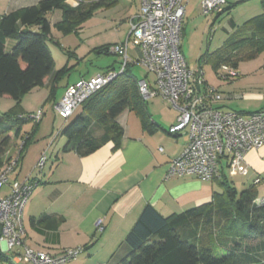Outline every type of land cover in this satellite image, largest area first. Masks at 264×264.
I'll return each mask as SVG.
<instances>
[{"label":"crops","instance_id":"1","mask_svg":"<svg viewBox=\"0 0 264 264\" xmlns=\"http://www.w3.org/2000/svg\"><path fill=\"white\" fill-rule=\"evenodd\" d=\"M42 1L46 0H0V15L36 6ZM83 1L84 5L101 4L92 15L97 17L101 13L97 17L98 22L118 23L116 39L113 42L102 41L93 46L91 51L127 40L129 21L138 13L139 6L132 13L129 6L124 4L125 0ZM110 11L113 12L110 17L102 14ZM46 17L51 25L49 40L53 42L56 37L52 30H56L55 25L62 21V11L55 9ZM98 22L97 27L100 24ZM54 44L61 47L58 41H54ZM12 45L9 40L6 41V48ZM64 54L68 57L67 52ZM72 54V57L78 56L76 48ZM259 57L263 59L260 65L244 68L245 63L242 62L236 70L238 77L225 80V83L219 82L215 88L223 95V99L213 103L214 108L243 115L264 110V52L255 59ZM117 68L110 65L92 74L88 71L85 75L78 73L73 81L69 80V75L64 77L58 83V90L62 92L58 98L56 92L55 102H59L67 86L76 81ZM47 85L48 82L43 88L48 91ZM155 98L160 97L149 99ZM22 109L29 114L24 107ZM146 110L149 115L147 128H142L137 116L129 110L117 117V123L124 131L117 150H112V143H106L95 152L80 157L74 151L63 153L64 138L58 147L53 148L48 143L49 138L46 139L49 133L38 140L34 138L33 142L37 140L36 143L25 150L18 170L10 178V181H28L35 185L23 213V241L26 247L54 256L60 255L64 249L79 247L83 252L74 264H117L130 252L124 239L146 205L167 217L211 202L217 190L213 180L205 182L193 177L166 176L168 163L188 143L186 132L175 136L167 132L176 122L178 110L162 100L151 104V107L146 103ZM44 116L45 111L41 113L38 123V138V134L43 132ZM42 154L44 164L38 169L36 165ZM5 155L11 156L8 152ZM243 165V174L231 172L224 159L220 161L219 168L225 167L224 173L228 171V176L225 173L226 178L238 191L254 186L258 197H263L259 193L264 191V145L248 151L244 155ZM236 178L239 179L238 184ZM256 179L258 183H254ZM8 192L9 186L2 189V193Z\"/></svg>","mask_w":264,"mask_h":264},{"label":"trees","instance_id":"2","mask_svg":"<svg viewBox=\"0 0 264 264\" xmlns=\"http://www.w3.org/2000/svg\"><path fill=\"white\" fill-rule=\"evenodd\" d=\"M100 6L92 3L70 8L64 0H46L0 15V99L15 102L0 116V134L4 135L0 140V167L11 159L5 154L12 134L16 140H24L18 153L20 163L38 132L40 120L33 121L31 133L21 134V125L29 121L21 107L24 96L48 82L46 103L52 108L58 83L74 69L64 66L54 70L47 46L51 25L46 15L55 9L61 10L62 21L55 25L56 30L63 35L78 34L82 24ZM261 7L263 12L251 19L249 29L237 30L222 46L200 56L196 73L202 72L201 64L210 65L216 75L222 66L237 70L240 63L254 60L264 52V0ZM229 9L225 6L217 15ZM7 40L15 42L8 52ZM108 48L103 46L93 51L108 53ZM67 53L68 57L73 55V51ZM137 82L127 66L124 73L89 96L80 105V114L59 133L65 139L63 153L74 151L84 157L106 143H112V150L120 148L124 131L117 117L125 110L133 112L141 127L147 128L149 115ZM224 170L225 167H220L219 176L213 179L217 190L208 204L167 217L146 205L124 239L130 252L117 264H261L264 204L256 202L259 197L254 186L238 191ZM0 262L10 264L8 257L1 253Z\"/></svg>","mask_w":264,"mask_h":264},{"label":"built area","instance_id":"3","mask_svg":"<svg viewBox=\"0 0 264 264\" xmlns=\"http://www.w3.org/2000/svg\"><path fill=\"white\" fill-rule=\"evenodd\" d=\"M185 1L139 0L138 13L129 21L127 40L107 49L108 53L120 57L119 68L67 86L52 110L67 120L89 96L124 73L129 64H139L153 76V83H149L147 77L138 80L140 96L144 100L159 96L178 110L177 120L167 132L171 136L186 132L188 137L182 152L168 163L166 176L212 181L219 175L222 159L231 172L243 174L244 155L264 145V110L243 115L212 106L221 101L223 95L217 89L204 86L202 72L188 68L180 51ZM83 2L64 0L71 8H78ZM200 2L205 14L221 13L227 4V0ZM129 43L137 50L136 59L128 55ZM218 75L224 80L238 77L236 70L228 66H222ZM28 118L39 121L41 112ZM23 141H19L15 155L0 167V253L8 257L10 264H67L77 259L83 249L67 248L54 256L24 244L23 213L35 185L28 181H10L19 167L18 153ZM44 160L41 158L36 168L41 169ZM258 182V179L254 181ZM6 186L9 192L2 193ZM256 202L264 204V196Z\"/></svg>","mask_w":264,"mask_h":264},{"label":"rangeland","instance_id":"4","mask_svg":"<svg viewBox=\"0 0 264 264\" xmlns=\"http://www.w3.org/2000/svg\"><path fill=\"white\" fill-rule=\"evenodd\" d=\"M261 2L262 0H227L226 6H228L230 9L221 15H217L216 13L205 14L201 8L200 0L185 1V12L182 19L183 34L180 42V51L188 68H190L192 71H197L199 68L198 60L201 55H203L206 51L211 52L222 46L223 43L227 41L237 30L244 28L249 29V27H251V19L263 12ZM125 3L127 6H129V9L132 11V13L138 9L139 0H125L124 4ZM112 13L113 12L110 11L103 12L102 14L106 17H110ZM96 16H101V13ZM92 17L84 22L83 27L77 31L78 34L63 35L54 29L52 30L53 36L56 38H54L53 42L50 40L47 41V46L54 60L55 70H60L64 66H67V68L74 67V71L69 74L70 81L75 80L78 73L85 75L88 71V73L92 74L110 65H114L116 68L117 66L118 68L120 66L121 59H119L118 56L109 53L99 54L91 51L93 46L100 44L102 41L110 40V42H113L112 40L116 39L118 34V23L108 21L107 23L102 24V22H98L97 17ZM97 22L101 24H99V27L96 26ZM231 22L233 23V26H231ZM9 41L10 43L15 44L13 40ZM54 41H58L61 47L55 45ZM11 48L12 47L6 48L5 45L7 52ZM75 48L76 52L78 53L77 57L65 56V52H74ZM129 55L134 59L137 57L132 43H129ZM262 62V57L252 60L251 62H244V68L253 67L252 65H260ZM201 65L203 80L206 84H208V87L216 89L215 87H218L220 81L225 83L224 79H221L218 74L216 75L214 73L210 65ZM128 70L137 80L147 77V81L149 83H153V76L150 75L148 71L139 64H129ZM228 85H230V82ZM43 89L35 88L30 93L26 94L22 99L21 105L29 112L27 117H35L37 116L38 112L43 113L45 111V116L43 119V132L38 134L39 138L38 136H35V139L38 140L42 135L49 133V135H47L49 137H46V139L49 138L48 143L51 144V148L55 146L58 147L59 142H61V139H63V137L59 135L61 129L74 117L80 114L81 107L76 109L72 117H70L68 120L61 119L52 111L50 104L48 102L46 103V95H48V91ZM61 92V89L57 91V98L61 95ZM159 99H145V102L151 107V104L160 102L161 99ZM14 103L15 102L10 99H1L0 116L6 113L9 110V107H12ZM28 120V122L21 125L22 135L32 132L34 123L33 121H30L29 118ZM2 136L4 135L0 134V140ZM10 138L11 141L6 152H8L9 156L11 155L10 157L12 158L15 155L18 148V143L20 140H22V138L18 141L13 134L10 136ZM37 140H35V142H31L30 145L36 143ZM43 140H41L39 143H41ZM37 149L38 147L35 150ZM5 157H7V155H5ZM41 158H44V154L41 155ZM227 172L228 171L226 170V176H228ZM238 181L239 179L236 178V184H238ZM259 195L264 196V191H261ZM75 260L71 261V264L76 263ZM0 264L9 263L0 262ZM261 264H264V257H262Z\"/></svg>","mask_w":264,"mask_h":264}]
</instances>
